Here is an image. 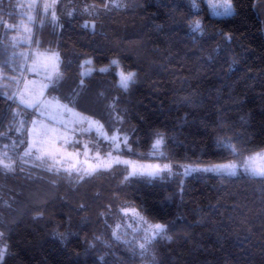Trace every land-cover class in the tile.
Returning <instances> with one entry per match:
<instances>
[{
    "label": "trees",
    "instance_id": "1",
    "mask_svg": "<svg viewBox=\"0 0 264 264\" xmlns=\"http://www.w3.org/2000/svg\"><path fill=\"white\" fill-rule=\"evenodd\" d=\"M21 3L0 0V264H264V175L85 173L24 155L36 107L13 96L27 48L11 38ZM230 3L226 15L204 0H59L54 18L39 9L31 46L60 56L45 94L126 134L121 153L140 161L263 150L264 0ZM119 70L132 72L126 86Z\"/></svg>",
    "mask_w": 264,
    "mask_h": 264
},
{
    "label": "rangeland",
    "instance_id": "2",
    "mask_svg": "<svg viewBox=\"0 0 264 264\" xmlns=\"http://www.w3.org/2000/svg\"><path fill=\"white\" fill-rule=\"evenodd\" d=\"M59 0H21L24 18L15 26L11 35L15 44H26L23 55L22 75L16 77L13 96L27 107H36V113L28 128V144L24 155L33 160L46 161L55 169L69 171L93 172L109 169L114 165H125L131 175L160 176L180 172L183 176L196 171L238 174L247 172L264 175V149L243 159H232L220 163L179 164L173 162L140 161L126 156L121 151L127 147V136L122 132H109L103 124L71 107L57 98L46 96L48 84L59 70L60 56L56 51L40 50L31 46L34 26L41 19L42 13H49L53 18ZM213 15L232 13L230 0H204ZM39 9L42 11L40 14ZM90 67L84 66L82 73L87 74ZM119 83L126 86L131 80V73L117 71ZM3 74L0 73V82ZM8 83V82H7ZM5 83V84H7ZM1 84V83H0ZM12 86V85H11ZM9 86V87H11ZM82 146L69 147L78 140ZM154 148L159 149L160 141ZM104 146L107 149L104 150ZM152 231L142 234L144 243L152 237ZM141 243V245H143ZM145 245V244H144Z\"/></svg>",
    "mask_w": 264,
    "mask_h": 264
},
{
    "label": "water",
    "instance_id": "3",
    "mask_svg": "<svg viewBox=\"0 0 264 264\" xmlns=\"http://www.w3.org/2000/svg\"><path fill=\"white\" fill-rule=\"evenodd\" d=\"M5 250H6V246L3 247V251H5Z\"/></svg>",
    "mask_w": 264,
    "mask_h": 264
}]
</instances>
